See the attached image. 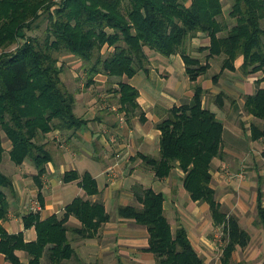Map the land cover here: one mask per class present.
<instances>
[{"label": "trees", "instance_id": "1", "mask_svg": "<svg viewBox=\"0 0 264 264\" xmlns=\"http://www.w3.org/2000/svg\"><path fill=\"white\" fill-rule=\"evenodd\" d=\"M43 23V36L27 34ZM200 33L209 38L208 45L198 48L208 51L204 61L194 55L190 44ZM147 49L166 56L181 54L195 84L192 99L174 105L157 124L161 130L159 156L138 155L158 178L180 168L191 198L209 204L224 241L220 264H231L234 252L250 245L252 233L237 214L223 206L212 185L213 161L224 156L226 128L204 104L207 90L198 79L208 73L210 61L217 56L224 60L221 71L213 76L215 82L224 71L237 70L239 56L244 59L240 67L244 76L264 74V0H232L227 13L223 0H0V252L12 264H25L18 250L29 254V264H42L45 255L50 264H69L76 254L74 238H93L112 219L104 203L78 196L62 212L46 219L41 212L24 216L25 227L36 228V240L26 241L22 231L8 232L1 222L10 211L5 190L12 191L14 184L1 167L5 154L9 152L16 165L31 160L40 185L53 160L47 135L55 130L72 135L89 124V119L76 112L80 88L67 85L60 58L78 57L89 87L101 73L132 78L140 71L149 72ZM115 93L127 112L140 108V92L131 83L119 82ZM227 98L236 101L226 91L216 95L219 106ZM243 108L254 116L251 139L261 141L264 155V88L246 95ZM5 139L11 142L9 150ZM62 179L78 181L88 195L99 192L90 172L68 170ZM135 195L137 204L120 205L118 214L147 228V250L154 253L157 264H206L187 228L173 229L163 192L136 188ZM38 198L44 206L41 193ZM72 216L80 225L70 224ZM255 224L264 229L262 186L257 191Z\"/></svg>", "mask_w": 264, "mask_h": 264}, {"label": "crops", "instance_id": "2", "mask_svg": "<svg viewBox=\"0 0 264 264\" xmlns=\"http://www.w3.org/2000/svg\"><path fill=\"white\" fill-rule=\"evenodd\" d=\"M190 44L194 55L204 61L208 51L198 48L208 45L209 38L200 33ZM147 52L149 72L140 71L132 78L101 73L96 75V83L89 87L83 83L84 87L77 89L76 112L89 119V124L72 135L63 134L60 130L47 135L46 141L52 149L53 160L48 163L47 172L41 177L42 184L39 185L35 178L38 170L31 160L17 165V171L7 164V168L14 170L11 174L13 190H5L10 211L7 219L1 221L8 232L22 231L26 241L37 239L35 226L26 228L24 216L29 213V206L39 193L44 198L41 216L46 219L62 212L78 196L104 203L111 214L110 208L135 202L136 188H153L166 195L165 211L173 229L172 220L177 222L178 227L185 226L206 264H220L218 261L213 262V254L218 248L215 233L219 235L222 231L214 225L209 204L191 198L184 187V172L180 168H175L168 177L158 178L138 155L159 156L161 130L157 124L174 105L192 99L195 84L186 72V63L181 54L166 56L149 49ZM220 60L221 65L217 67L219 73L223 56L210 61V70ZM243 60V56H239L235 63L237 70L224 71L216 82L208 74L199 77L198 82L207 90L204 104L218 114L226 128L224 156L213 161L212 185L216 196L229 212L240 218L250 214L247 221L250 225L254 220L259 186L264 191V178L260 173L257 179V166L252 165L248 169L249 173L244 170L247 161L245 155L255 157L262 151V143L250 138V125L254 116H244L243 105L246 95L254 94L260 87L264 88V80L259 82L264 74L244 76L240 69ZM121 81L129 82L139 90L140 108L130 112L123 109L115 93ZM221 91H226L236 101L227 98L224 106H219L216 95ZM5 146L9 150L11 142L8 141ZM68 170L90 172L98 182L99 192L88 195L78 181L64 182L62 177ZM111 217L95 237L74 238L76 254L68 261L69 264H157L154 253L147 250V228L119 214H111ZM70 224L78 226L80 221L72 216ZM17 252L21 260L29 264V254L24 250ZM233 259L237 260L235 262L241 261L238 250L234 252ZM0 264L12 263L0 252ZM42 264H50L47 255L43 257Z\"/></svg>", "mask_w": 264, "mask_h": 264}, {"label": "rangeland", "instance_id": "3", "mask_svg": "<svg viewBox=\"0 0 264 264\" xmlns=\"http://www.w3.org/2000/svg\"><path fill=\"white\" fill-rule=\"evenodd\" d=\"M223 1H224V5H225V11L227 13L229 11L231 5H232V0H223ZM229 22H230L229 23L230 26L233 25L232 20H230ZM45 26H46V23H43L41 28H38L34 31H27V34H34V35H38V36H43ZM60 59L62 62L65 63V71H64L63 77H64L67 85L73 90H76L77 87H80V86L82 87L83 86L82 84L86 82V77L83 76L84 74L82 71L83 70L82 61L78 57H75L71 54L63 55ZM220 65H221V60L217 61L215 63V66L212 67V69L208 71V73H207L208 77H210L212 79L213 76L218 71L217 67H220ZM260 74H262V73H260ZM84 86H85V84H84ZM247 114L248 113L244 111V116H247ZM252 121H251V123H252ZM8 141H9L8 139H5V142H4L5 145L7 144ZM260 146L262 148V151H260L258 154H256L255 157L252 155H249V156L245 155V157L247 158V161H246V168L244 170H246L247 173H249L248 169L253 167L252 165L257 166V171H258L257 179H258L260 173L263 174V178H264V155L262 154L263 144ZM10 148H11V146L9 147V149ZM255 162H257L258 164L257 165L254 164ZM7 164H11V166H13V169H16L15 171H17L18 167L11 160L9 152H7L5 154L4 161L1 165V167H2L3 171H5L9 175H11L12 173H14L13 172L14 170L13 169L10 170L11 168L10 169L7 168ZM253 177H254V179H256L255 175ZM263 182H264V180H263ZM133 204H137V201L135 200V202H133ZM29 208H30V206H29ZM110 211H111L112 215L118 216V208H115V209L110 208ZM29 212H31L30 209H29ZM249 215L246 214L245 216H242V218H240V219H241V223L252 233V236H253L252 242L248 246L249 247L248 250H245L246 248H239L238 249V255L240 256L241 261L235 262L237 260L232 259L231 264H242V263L243 264H264V229L255 224L256 210L253 212L254 220H253V224H250L251 226L249 225V222H247L248 219H250ZM172 222H173V225L175 228L174 230H176L177 229L176 227H178V224L175 220H172ZM141 227L145 228L144 226H141ZM215 235L217 236L216 238L218 240V241L216 240L218 243V248L215 250V253L213 254V258H214L213 262H216V261L221 262V258L223 256V243H224V241L222 240V233L219 235L217 233H215ZM213 236H214V233H213ZM214 238H215V236H214ZM112 241L113 240H109V242H112ZM249 254H251L252 256ZM245 255H247V256H245ZM246 258L249 260H247Z\"/></svg>", "mask_w": 264, "mask_h": 264}, {"label": "built area", "instance_id": "4", "mask_svg": "<svg viewBox=\"0 0 264 264\" xmlns=\"http://www.w3.org/2000/svg\"><path fill=\"white\" fill-rule=\"evenodd\" d=\"M44 206L43 204L41 203V201L39 200L38 197H35L33 199V202L30 206V211H33V212H41L43 210Z\"/></svg>", "mask_w": 264, "mask_h": 264}]
</instances>
